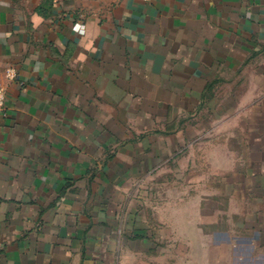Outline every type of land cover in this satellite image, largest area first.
<instances>
[{"label":"crops","instance_id":"0c3cea01","mask_svg":"<svg viewBox=\"0 0 264 264\" xmlns=\"http://www.w3.org/2000/svg\"><path fill=\"white\" fill-rule=\"evenodd\" d=\"M0 80V264H264V0H0Z\"/></svg>","mask_w":264,"mask_h":264},{"label":"rangeland","instance_id":"374dc122","mask_svg":"<svg viewBox=\"0 0 264 264\" xmlns=\"http://www.w3.org/2000/svg\"><path fill=\"white\" fill-rule=\"evenodd\" d=\"M214 112L216 114L219 113L218 110H215ZM219 120L215 121V119H213L211 124L206 126V127L201 126L199 124L200 121L197 122V125L195 127V132L197 134H206L209 136H211V135H213V136L208 143L207 142L202 143L203 141H199V142L194 143L196 145H194L195 147L193 146L192 148H194L195 151L199 152V153H201L205 150L206 151L210 150L212 153L211 154L212 155V162L219 161L221 150L227 151L228 152V160H229V162L232 163L231 165H229V169H232V168L235 169V166H237V165H238L237 167H241L242 164L245 166L247 164V158H245V156L244 157H242V156H243V154L247 155L246 148L251 147L253 143H251V142L246 143V142L240 141L239 135H241L242 129L244 130V133L251 134L252 133L251 127L245 126V125L238 126L236 124L231 123V120H228V122L226 124H222V125L214 124V122L219 123ZM181 129L182 130L184 129V132H187L186 131L187 126L181 127ZM215 135H217V136H215ZM219 135H221V138ZM222 138L224 141H221ZM178 149L181 150V154H180L181 155V158H180L181 164H180V166L186 165V161H187L186 151L189 149V143L188 142L180 143ZM198 155L200 156V158H199V160H197V164H196V172H197L196 176L198 175L200 178L208 176V178L209 179L211 178L212 182L216 183V185H217L219 183L216 181L219 177L217 175V169L216 168L210 169L209 167H205L203 157L200 154H198ZM183 163H185V164H183ZM206 164H208V163H206ZM170 167H171V165H169V168ZM180 172L181 173L179 175L180 176L179 185L173 184V179H172L170 174L163 175V182L165 184V188H164L165 199L167 198V196H169V198H170L172 184L175 185L174 186L175 188L177 186H179L180 188H183V190H180L181 193L187 192V185H186L187 174H188L187 166H185V168H181ZM209 173H210V175H209ZM204 174H207V175H204ZM229 176H231V175H229ZM197 179H198V177H197ZM207 179H206V181H207ZM218 187H219V185H217L216 188H218ZM200 188H201V186H200ZM227 190L229 192V189H227ZM196 192L204 193L203 190H196ZM185 198H187V193L185 194ZM229 206L232 208V210H234L235 209L234 201L233 202L229 201V203L227 205L228 210L230 208ZM244 208L247 209V211H248L251 209V206L249 205L246 207V205H245ZM233 224H235V223H233ZM233 227L235 228L234 225H233Z\"/></svg>","mask_w":264,"mask_h":264},{"label":"built area","instance_id":"2783aa9c","mask_svg":"<svg viewBox=\"0 0 264 264\" xmlns=\"http://www.w3.org/2000/svg\"><path fill=\"white\" fill-rule=\"evenodd\" d=\"M139 1H150V0H139ZM4 76L8 81H14L17 77V74L13 68H8L4 71ZM6 96V87L5 84L0 80V113L4 110Z\"/></svg>","mask_w":264,"mask_h":264}]
</instances>
